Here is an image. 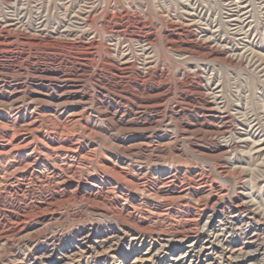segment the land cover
<instances>
[{
	"label": "rangeland",
	"instance_id": "374dc122",
	"mask_svg": "<svg viewBox=\"0 0 264 264\" xmlns=\"http://www.w3.org/2000/svg\"><path fill=\"white\" fill-rule=\"evenodd\" d=\"M91 1L0 0V264H264V0Z\"/></svg>",
	"mask_w": 264,
	"mask_h": 264
},
{
	"label": "bare ground",
	"instance_id": "6f19581e",
	"mask_svg": "<svg viewBox=\"0 0 264 264\" xmlns=\"http://www.w3.org/2000/svg\"><path fill=\"white\" fill-rule=\"evenodd\" d=\"M88 0H85V2H87ZM91 3H94L93 1H91V0H89V3H88V5H86V7L84 8V7H79V9L77 10V11H80V12H77L78 14H80V15H78V16H80V18L82 17V18H84V19H86V18H90V14L94 11V9H95V7L96 6H94V4H91ZM96 3V2H95ZM240 3H242V1H231V2H229V4H228V6H229V10H231V11H233L234 12V14H232V15H237L238 14V12H239V10L242 8V9H246L249 5H244V6H241V4ZM91 4V5H90ZM85 5V4H84ZM83 5V6H84ZM227 5V4H226ZM70 9V8H69ZM248 13H249V10H245L242 14H241V16H242V19L241 20H239L238 18H233V19H231V21H233V25H238L240 22H242V21H245L247 18H248ZM83 14V15H82ZM85 14H87V15H85ZM70 18H73V17H70ZM20 19H21V17H20ZM20 22H22V20H19V21H15V22H10V24L9 25H12V26H15V25H18V23H20ZM41 23V22H40ZM246 24V23H245ZM241 26L239 27V26H237V27H235L236 28V30H240L241 29V27H243L244 25H242V24H240ZM236 34V33H235ZM233 35V34H232ZM140 40V38L138 39V41ZM234 41V40H233ZM151 44L152 43H154L153 41H151L150 42ZM141 47H142V50L143 51H147L148 50V48L146 47V46H144V45H141ZM246 48V47H245ZM257 69V68H256ZM255 128V127H254ZM256 132V131H255ZM258 134V133H257ZM256 135V134H255ZM264 136V135H263ZM251 137V136H250ZM257 140V139H256ZM247 141V140H246ZM253 141V140H252ZM264 141V140H263ZM256 142V141H255ZM254 146V145H253ZM253 148V147H252ZM256 150V149H255ZM260 150V149H259ZM257 151V150H256ZM259 154V153H258ZM261 155V154H260Z\"/></svg>",
	"mask_w": 264,
	"mask_h": 264
}]
</instances>
